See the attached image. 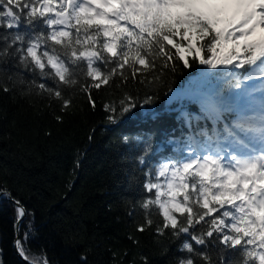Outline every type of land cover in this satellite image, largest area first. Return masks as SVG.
<instances>
[{
	"label": "snow or ice",
	"instance_id": "1",
	"mask_svg": "<svg viewBox=\"0 0 264 264\" xmlns=\"http://www.w3.org/2000/svg\"><path fill=\"white\" fill-rule=\"evenodd\" d=\"M0 27L9 30L0 32V61L12 59L27 70L28 91L47 93L50 107L59 100L61 112L71 104L64 88L79 85L96 109L92 88L145 84L144 74L156 71L158 60L170 72L179 64L203 66L189 99L198 105L195 119L211 128L206 123L190 132L155 168L148 160L155 152L151 139L135 137L142 188L149 194L140 203L145 220L136 231L154 226L157 236L184 234L179 250L187 255L178 264H264V0H0ZM164 74L147 81L142 99L123 91L118 106L105 103V119L117 124L137 108H151L156 98L151 87ZM16 76L18 83L26 82L19 72ZM89 79L92 83L82 82ZM181 117L191 128L193 117ZM158 118L156 112L149 117ZM5 196L15 205L19 227L28 212L0 184V197ZM150 206L158 213L149 212ZM152 215L162 221L154 224ZM31 224L14 241L26 264H36L24 247Z\"/></svg>",
	"mask_w": 264,
	"mask_h": 264
},
{
	"label": "trees",
	"instance_id": "2",
	"mask_svg": "<svg viewBox=\"0 0 264 264\" xmlns=\"http://www.w3.org/2000/svg\"><path fill=\"white\" fill-rule=\"evenodd\" d=\"M5 31L9 30L0 27V32ZM225 47L230 50L229 45ZM217 52L220 54L219 49ZM203 54L210 55L206 50ZM159 64L158 60L156 71L144 74L145 84L130 81L121 90L110 82L98 90L92 88L96 109L79 85L64 88L63 96L71 104L61 112L59 100L53 99L50 107L47 93L37 95L40 90L36 88L28 91L31 75L27 70L16 68L12 59L0 61V184L28 212L21 236L31 221L32 231L24 247L36 264H144L142 257L148 264H178V259L187 255L179 250L184 234L181 239L157 236L154 226L143 233L136 231L145 220L140 203L149 194L142 188L145 176L136 159L141 148L135 137L151 139L155 152L148 160L153 168L173 153L172 149L157 150L160 143L169 146V141L189 128L177 107L189 100L186 93L198 86L203 68L197 64L186 69L179 64L175 72H170L160 69ZM18 72L26 78L24 84L17 82ZM160 72L165 74L151 87L150 94L156 97L151 108H137L117 124L105 119V103L115 101L118 106L123 91L139 93L142 99L148 90L147 81ZM82 82L92 83L90 79ZM4 87L11 91L4 92ZM153 112L159 113L155 121L149 119ZM199 115L197 108L192 110L191 126L202 125L195 119ZM56 116H62V122ZM125 136L128 144L123 142ZM148 211L159 210L150 206ZM16 216L15 206L2 199V264H25L14 250ZM150 218L154 224L162 221L158 215Z\"/></svg>",
	"mask_w": 264,
	"mask_h": 264
},
{
	"label": "water",
	"instance_id": "3",
	"mask_svg": "<svg viewBox=\"0 0 264 264\" xmlns=\"http://www.w3.org/2000/svg\"><path fill=\"white\" fill-rule=\"evenodd\" d=\"M12 197H13V196H12ZM2 199H4V200L8 201L9 203L13 204V202H12L10 199H8L6 196H5V197H0V201H1ZM13 205H14V204H13ZM14 206H15V205H14ZM26 218H27V215H26V216L23 218V220L21 221L19 227L16 226V230H15V239H16V237H17V234H19V236L22 238V236H21V233H22V226H23V224H24ZM14 241H15V240H14ZM14 250H15V253H16L17 257H18L22 262H24V263L26 264V261H24V260L18 255L17 250H16L15 247H14Z\"/></svg>",
	"mask_w": 264,
	"mask_h": 264
},
{
	"label": "rangeland",
	"instance_id": "4",
	"mask_svg": "<svg viewBox=\"0 0 264 264\" xmlns=\"http://www.w3.org/2000/svg\"><path fill=\"white\" fill-rule=\"evenodd\" d=\"M0 261H2L1 250H0Z\"/></svg>",
	"mask_w": 264,
	"mask_h": 264
}]
</instances>
